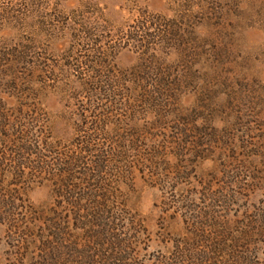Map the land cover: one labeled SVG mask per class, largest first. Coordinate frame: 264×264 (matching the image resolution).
<instances>
[{"label": "rangeland", "instance_id": "1", "mask_svg": "<svg viewBox=\"0 0 264 264\" xmlns=\"http://www.w3.org/2000/svg\"><path fill=\"white\" fill-rule=\"evenodd\" d=\"M0 264H264V0H0Z\"/></svg>", "mask_w": 264, "mask_h": 264}, {"label": "trees", "instance_id": "2", "mask_svg": "<svg viewBox=\"0 0 264 264\" xmlns=\"http://www.w3.org/2000/svg\"><path fill=\"white\" fill-rule=\"evenodd\" d=\"M132 39V38H131ZM134 39V38H133ZM95 65H96V63H94ZM91 73H96V71L93 69V66H91ZM112 83V86H113V88L112 87H110L111 88V90H108L107 92H108V95L110 96H113V97H117L118 95H116L115 94V92H117V91H115L116 89H114L115 88V86L116 85H118L119 83L118 82H116V81H112L111 82ZM93 89H95V86L93 87ZM96 90V89H95ZM93 91H91V93H92ZM24 137V136H23ZM22 137V138H23ZM20 139V140H18L17 141V144H20V145H18V146H15V147H17V149L18 150H15V152H13V151H10V153L12 154H14L15 156H17V168H16V170L20 167V166H22V167H24V163H21V161L22 160H20V159H23L24 158V156H27L29 153H31L30 151H28V149L26 148V146H23V145H25L26 143H27V139ZM77 161V160H76ZM62 166H67V165H71V166H73V164H67L66 162L65 163H63V164H61ZM42 169H44V168H39V167H35V169L34 170H42ZM50 171V170H49ZM65 172V174L66 175H68V174H71V170L69 169V170H65L64 171ZM100 173H101V171H100ZM69 176V175H68ZM98 185V184H97ZM101 187V186H100Z\"/></svg>", "mask_w": 264, "mask_h": 264}]
</instances>
